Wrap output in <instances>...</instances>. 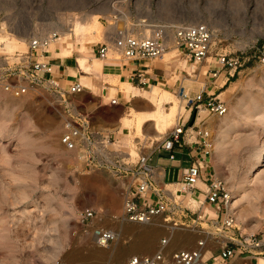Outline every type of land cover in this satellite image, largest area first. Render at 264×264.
<instances>
[{
	"label": "rangeland",
	"instance_id": "obj_1",
	"mask_svg": "<svg viewBox=\"0 0 264 264\" xmlns=\"http://www.w3.org/2000/svg\"><path fill=\"white\" fill-rule=\"evenodd\" d=\"M93 20L100 22L102 29L98 27L101 31L87 50L78 51L82 35L76 30L84 27L81 23L94 25ZM195 23H206L215 31L210 62L216 61L217 53L244 51L251 60L227 86L222 81L218 83L223 89L212 86L216 96L228 106L223 117L203 109L200 113L203 121H197V112L187 107L180 89H167L183 110L162 136L187 118L188 128L209 130L214 141L211 173L225 182L234 197L255 164L259 150L264 149V66L254 58L264 45V0H0V55L26 52L28 39L32 37L58 32L62 38L69 32L77 48L69 62L81 71L79 82L98 94L97 79H103L107 87L122 88L117 74L111 73L120 67V55L111 51L109 59L98 64L91 52L93 46L106 43L116 27L132 29L141 36L151 30L150 25ZM64 43L62 39L51 49L55 47L60 53ZM56 57L59 56H52ZM82 57L94 65L95 72L93 68L79 67ZM176 60L191 80L189 74L194 76L193 69L185 58L175 51L165 56L167 63ZM72 75L76 76V71L72 70ZM197 75L199 88L194 92L190 85L191 95L207 84L203 73ZM93 98L84 92L74 99L89 114L98 106L91 104ZM132 104L135 108L129 106L128 114L120 119V131L127 130L122 141L124 150L136 156L139 143L145 145L162 136L157 138L153 122L141 129L138 126L140 118L154 107L142 97L133 99ZM171 107L166 105L165 110L170 112ZM64 119L54 99L41 90L15 98L0 89V264H125L146 235L154 240V245L138 252V256L155 254L165 239L170 245L175 232L194 234L195 241L190 246L173 244L171 251L192 250L205 238L195 229L193 220L197 215L192 212L188 219L176 218L178 225L166 223L165 218L151 225L123 221L122 195L131 181L92 172L83 166L77 154L61 144ZM231 124L237 127L223 136L222 130ZM199 187L205 189L204 185ZM248 190L259 200H244L233 213L239 228L246 234H254L264 230V196ZM186 204L194 212L200 207V201L186 200ZM88 208L98 213L90 228L80 224V217ZM210 217L216 218L214 212ZM98 228L114 229L118 240L108 248L98 247L93 236ZM232 264H250V260L239 258Z\"/></svg>",
	"mask_w": 264,
	"mask_h": 264
},
{
	"label": "built area",
	"instance_id": "obj_2",
	"mask_svg": "<svg viewBox=\"0 0 264 264\" xmlns=\"http://www.w3.org/2000/svg\"><path fill=\"white\" fill-rule=\"evenodd\" d=\"M114 22V27L117 24ZM144 35H135L134 30H116L110 39L100 44V60H108L111 51L120 55V61L154 62L160 61L174 50L186 59L193 69L209 77L210 85L220 90V81L225 86L241 71L251 57L247 52L217 53L215 62H210L214 47L215 31L206 23L195 24H155ZM61 39L54 32L45 37L28 39L26 52L0 55V89L15 97L23 98L32 90H41L54 99L55 107L64 116L61 144L77 154L82 165L92 172H105L120 180L131 183L123 191V221L130 224L151 225L157 219L165 218L169 224H176V218L188 219L192 212L197 232L205 238L200 239L192 250H168L169 241L163 240L161 248L153 255L134 256L125 264H232L236 259L247 258L250 264H264V230L246 234L238 226V219L230 211L233 197L227 185L215 175L205 172L214 151V141L207 129L188 128V122H179L160 140H150V153L136 156L126 152L121 138L115 132H103L92 127L89 116L75 103V97L83 94L86 87L80 82L65 86L53 76L54 70L49 62L51 47ZM264 66V45L258 48L254 57ZM208 68L202 72V69ZM190 76V74H189ZM138 78L142 80L143 74ZM209 85V86H210ZM208 89L191 95L181 89L182 100L197 116L203 109L223 117L228 106L216 96L217 91ZM116 104L117 100L110 102ZM184 145L198 147L200 160L184 171L178 183L167 184L163 170L151 164L153 154L170 153V160H176V148ZM203 182L205 189L199 187ZM170 187H179L177 190ZM199 194L200 207L196 212L186 204L187 195ZM214 212L216 218H211ZM98 213L93 208L86 209L80 217V224L90 228ZM171 222V223H170ZM185 226V225H183ZM96 245L108 248L119 236L105 228L93 231ZM215 244L208 250L210 240ZM210 255V256H209Z\"/></svg>",
	"mask_w": 264,
	"mask_h": 264
},
{
	"label": "crops",
	"instance_id": "obj_3",
	"mask_svg": "<svg viewBox=\"0 0 264 264\" xmlns=\"http://www.w3.org/2000/svg\"><path fill=\"white\" fill-rule=\"evenodd\" d=\"M92 47V57L101 61L98 58V51L101 48V45ZM57 52V51H56ZM70 60V59H69ZM62 61L61 58L49 57V62L53 67L54 74L53 76L59 79L65 86H71L75 83H78L81 79L79 76L81 71L73 65L72 61L69 62ZM93 60V58L91 59ZM107 69V68H106ZM72 70L76 71V76L72 75ZM111 73L117 74L116 77L119 78L121 84L130 83L135 85L139 90L145 91L148 86L162 87L165 89L170 88H179L180 91L182 88L186 90V92L190 93L191 89H188L190 85H193L194 92L199 88L197 86V82L195 79L198 78L199 75L195 74L190 78H187V72L184 68L181 67V62L179 60L172 62H165V58L160 61L154 62H128L122 60L120 63V67L116 68ZM139 74H143L142 80L138 78ZM207 80L208 89H213L212 85H210L209 77L205 76ZM186 78V79H185ZM174 81V82H173ZM191 83V84H189ZM95 88L98 91V94L86 87L87 93L91 94L94 97L91 100V104L98 103L97 108L94 111H90L87 114L90 118L91 125L93 128L103 131V132H115L120 134L119 138L124 140V137H127L126 131H120L122 127L120 125V119L128 114L129 106H133L135 108V104L133 105L131 101H129L126 95L112 85L108 87L111 89H107V83L104 82L103 79H97L95 81ZM224 84V83H223ZM210 85V86H209ZM205 86L200 88V90L196 93L192 92V95L198 94L203 90ZM103 100H117L116 104H111L102 101ZM104 102L105 104H103ZM103 104V105H102ZM186 124V123H185ZM126 129V128H125ZM141 154L150 153L148 145H142L139 150ZM176 160H170V153L163 152L161 154H153L151 156V164L154 167H158L163 170L165 181L167 184L178 183L183 179L184 171L189 169L195 162L200 160L198 147L193 145H184L183 148H176L175 150ZM211 159L209 160L208 170L205 172V175L211 174ZM213 214V212H212Z\"/></svg>",
	"mask_w": 264,
	"mask_h": 264
},
{
	"label": "bare ground",
	"instance_id": "obj_4",
	"mask_svg": "<svg viewBox=\"0 0 264 264\" xmlns=\"http://www.w3.org/2000/svg\"><path fill=\"white\" fill-rule=\"evenodd\" d=\"M95 21L96 20H93L92 24ZM81 24L84 27L77 28V30H76V31L81 32V35H82L81 36L82 41H80L77 44V47H78V51L83 52L84 50H87L88 46L90 44H92V42L95 40L94 38L96 37L98 32L101 31V30H99L101 28V27H99V26H101V24L98 21H96L94 25H87V23H86V25L84 23H81ZM98 27H99V29H98ZM3 35L5 36V34H3ZM73 37L74 36L72 34H70L69 32L63 34L62 38L59 41H61L62 39L65 40V43L63 44L64 47L62 48V50L60 49L61 50L60 53H57L55 47H53L51 49V54H52L51 56L58 55L63 61L69 60L70 58H72L74 56V52L77 51L76 44L73 41ZM171 53H174V51H172ZM171 53L169 52L168 54H171ZM96 60H95V62H97V63L100 62V61H96ZM79 65H80L79 67H81L83 69H92L94 67V65H91L88 63V60L86 57H82V59L79 60ZM207 69L208 68H205V71H207ZM93 71H94V68H93ZM121 91L126 95L127 99L131 102L135 98H141L142 97L149 104H151L154 107L153 111H149V112L145 113L148 115H145V116L140 118V120L138 121V126H139V129H141V127L144 126L146 123L153 122L154 126H155V130L157 132V138L158 139L161 138V136L164 132V129L167 126H169L171 121L177 116V114L183 110V109H180V107H178L172 92L165 89V88H162L160 86L159 87L148 86L147 90L141 91L133 84L123 83ZM169 104L172 105V107H171V111L167 112L165 110V107H166V105H169ZM203 118H204L203 115L200 114L198 116L197 121H203ZM188 119L189 118L186 119L185 123L188 122ZM123 120H125V118ZM207 124H209V122H206V125ZM236 127L237 126L234 124L228 125L225 129L222 130V135L226 136L227 133L229 132V130H231L232 128L234 129ZM223 151H224V149H223ZM200 185H204L203 182L202 183L200 182ZM248 189H250V191L252 190L254 193H258V195L260 194V195L264 196V149L259 150V155L257 156L255 164L251 167L248 175L244 178V181L242 182V184L240 185V187L238 189L237 195L233 197V203H231V205H230V211L232 213L238 208V206L244 200H248L249 202L252 198L259 200V198H257V195H255V194L251 195ZM198 196H199V194H195V195L190 194V195H187L185 199L187 201L193 200V201L198 202V201H200ZM109 229L113 232H116L112 228H109ZM174 230H176V229H174ZM179 230L180 229H178V231ZM182 234L183 233H179V232L174 233V238H173L174 242L172 240V243L169 245L168 250L172 249L173 246L177 243H181L183 246H186V245L190 246L194 243V241H195L194 240V234L193 235H190V234L182 235ZM209 243H210V245L214 244L215 240L211 239ZM153 245H154V240H152L150 238V236L146 235V237L143 239L142 243L135 247L136 248L135 250H137V251H135V253L132 254V257H134V255L138 256V254H137L138 252H142L146 249H150V248H152ZM209 249H211V246L208 247V250ZM100 254H102V253H100ZM100 256H102V255H100Z\"/></svg>",
	"mask_w": 264,
	"mask_h": 264
}]
</instances>
